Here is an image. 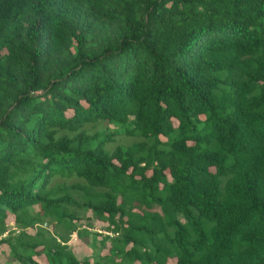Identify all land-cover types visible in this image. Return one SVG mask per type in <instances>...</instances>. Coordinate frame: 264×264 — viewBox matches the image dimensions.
Instances as JSON below:
<instances>
[{
  "label": "trees",
  "instance_id": "16d2710c",
  "mask_svg": "<svg viewBox=\"0 0 264 264\" xmlns=\"http://www.w3.org/2000/svg\"><path fill=\"white\" fill-rule=\"evenodd\" d=\"M87 211L110 242L80 260ZM0 235L15 264H264V0H0Z\"/></svg>",
  "mask_w": 264,
  "mask_h": 264
},
{
  "label": "rangeland",
  "instance_id": "374dc122",
  "mask_svg": "<svg viewBox=\"0 0 264 264\" xmlns=\"http://www.w3.org/2000/svg\"><path fill=\"white\" fill-rule=\"evenodd\" d=\"M102 127V124L99 123L97 126L88 125V129L92 132L95 129H99ZM130 137H124L117 135L115 140H111L107 143L108 148L112 147L115 143L121 141H129ZM79 219L76 220V224L80 227V229H87L89 231V235L79 236L75 232H72L67 240V247L73 252L75 257L82 260L88 258L90 260L99 259L100 255L107 253L108 244L110 242L109 239H104L105 234H110L107 229V222L99 220L93 216L90 211L85 212V214H80ZM8 223L12 224V215L7 217ZM46 227H49L48 223H44ZM30 231L33 229L29 228ZM93 232H96L93 235ZM6 234V232L4 233ZM3 234V235H4ZM2 235H0L1 237ZM95 237V238H94ZM104 239L105 245L100 241ZM43 253L36 254L34 257L39 261L42 260ZM119 259V258H116ZM175 259L169 258L167 260V264H174ZM16 260L12 259L10 255L9 246L6 243H0V264H15ZM136 263H138L136 261ZM108 264H115L108 263Z\"/></svg>",
  "mask_w": 264,
  "mask_h": 264
}]
</instances>
